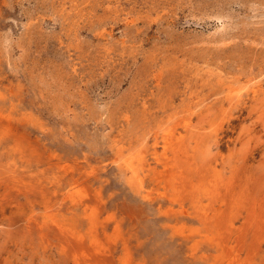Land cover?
<instances>
[{
	"label": "rangeland",
	"instance_id": "374dc122",
	"mask_svg": "<svg viewBox=\"0 0 264 264\" xmlns=\"http://www.w3.org/2000/svg\"><path fill=\"white\" fill-rule=\"evenodd\" d=\"M0 264H264V0H0Z\"/></svg>",
	"mask_w": 264,
	"mask_h": 264
}]
</instances>
